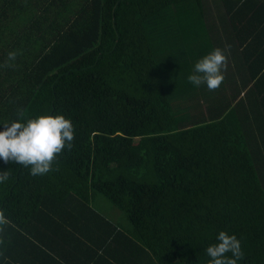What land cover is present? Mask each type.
Masks as SVG:
<instances>
[{
    "label": "trees",
    "instance_id": "trees-1",
    "mask_svg": "<svg viewBox=\"0 0 264 264\" xmlns=\"http://www.w3.org/2000/svg\"><path fill=\"white\" fill-rule=\"evenodd\" d=\"M221 28L245 99L187 79ZM21 111L75 136L44 175L0 160V264H207L222 230L264 264V0H0V123Z\"/></svg>",
    "mask_w": 264,
    "mask_h": 264
},
{
    "label": "clouds",
    "instance_id": "clouds-1",
    "mask_svg": "<svg viewBox=\"0 0 264 264\" xmlns=\"http://www.w3.org/2000/svg\"><path fill=\"white\" fill-rule=\"evenodd\" d=\"M15 51L8 53V59L15 60ZM227 57L221 48H215L193 67L187 79L196 86L205 85L209 90L218 88L223 82L222 68ZM0 123V160L13 162L29 168L31 175H44L52 170L53 161L65 147H71L74 139V125L62 114L40 115ZM8 170L0 171V184L9 179ZM2 219V216H0ZM209 257L207 264H240L244 253L235 234L220 231L216 242L205 249ZM229 253L231 255H229Z\"/></svg>",
    "mask_w": 264,
    "mask_h": 264
},
{
    "label": "crops",
    "instance_id": "crops-1",
    "mask_svg": "<svg viewBox=\"0 0 264 264\" xmlns=\"http://www.w3.org/2000/svg\"><path fill=\"white\" fill-rule=\"evenodd\" d=\"M220 34H221V42L215 43V45L217 44L218 45L217 48H221L224 51V54L227 57V59L224 67L222 68V72L224 76L223 82L218 88L214 89L213 91L218 90V92L224 95L226 94L228 95L236 86V90L240 91L238 98L245 99V96L247 94L246 92L249 89H251L253 87V83L256 82V80L251 77L249 71L247 70L244 71V67L248 66V65L244 66L245 62L248 61L249 63H251L252 59L247 60L245 56H242L240 54V52L238 51L239 49H234V51H231V49L234 46V41L230 44L225 39L226 34H229L228 30H223L221 28L219 35ZM253 65L256 66V64L254 63ZM202 85H200L199 88H201ZM242 85H245L244 88H242ZM245 105L247 106V101H245Z\"/></svg>",
    "mask_w": 264,
    "mask_h": 264
},
{
    "label": "rangeland",
    "instance_id": "rangeland-1",
    "mask_svg": "<svg viewBox=\"0 0 264 264\" xmlns=\"http://www.w3.org/2000/svg\"><path fill=\"white\" fill-rule=\"evenodd\" d=\"M90 204L94 208L96 207L97 210L105 217H107L110 221L117 225H122V227L127 226V222L125 220L124 214L111 205L109 201H107L102 196L96 194L93 196V194L90 196ZM121 227V226H120Z\"/></svg>",
    "mask_w": 264,
    "mask_h": 264
},
{
    "label": "bare ground",
    "instance_id": "bare-ground-1",
    "mask_svg": "<svg viewBox=\"0 0 264 264\" xmlns=\"http://www.w3.org/2000/svg\"><path fill=\"white\" fill-rule=\"evenodd\" d=\"M182 130V129H181Z\"/></svg>",
    "mask_w": 264,
    "mask_h": 264
}]
</instances>
